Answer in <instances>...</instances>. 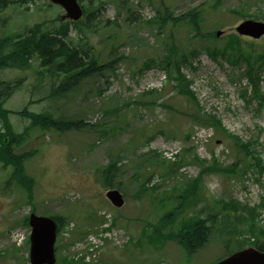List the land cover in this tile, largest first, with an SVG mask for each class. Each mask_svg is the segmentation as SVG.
I'll list each match as a JSON object with an SVG mask.
<instances>
[{
    "label": "rangeland",
    "instance_id": "374dc122",
    "mask_svg": "<svg viewBox=\"0 0 264 264\" xmlns=\"http://www.w3.org/2000/svg\"><path fill=\"white\" fill-rule=\"evenodd\" d=\"M101 1L82 3L93 7ZM103 1L105 9L97 23L85 33L72 27L71 40L87 39L101 63L119 56L125 59L118 60L115 72L83 81L71 98L57 105L65 117L89 126L65 132L31 128L24 141L14 146L17 155L34 151L23 167L33 181L31 189L12 179L14 167L0 159V264H30L28 219L33 212L65 218L55 246L56 264H214L240 249L264 245V207L260 206L264 201V70L249 75L245 62L236 65L224 57L214 58L206 49L220 47L231 34H238L236 27L243 20L264 21V0ZM161 2L174 18L182 19L169 23L159 36L157 25L144 21L156 16ZM49 3H11L0 14V37L25 33L38 23L43 29L58 25L56 16L65 11ZM124 4L136 15L129 16ZM195 9L204 10L200 21L204 33L222 34L192 40L195 31L185 15ZM171 33L176 44L186 42L187 53L197 50L187 56L196 68L183 63L180 69L196 101L178 94L176 80L169 79L163 68L144 67L148 60L157 61L167 53L162 38ZM240 36L246 47L264 54V36ZM38 63H32L31 71L0 69V80L24 79L22 88L6 102L7 108L41 112L55 107L47 99L37 101L46 90L35 89ZM171 74L177 79L176 72ZM200 108L216 114L224 131L195 121L193 115L200 114ZM10 121L16 132L31 124L17 114H10ZM228 131L260 158L259 172L254 167L245 176L203 172L218 164L229 167L257 159L239 150ZM112 162L118 166L116 188L125 196L121 208L108 200L109 189L101 178ZM173 163L178 165L176 170ZM195 181L196 193L188 194L185 190ZM183 201L187 206L177 212ZM216 213L211 220L209 216ZM252 215L254 226L248 224ZM190 219H204L212 227L208 243L194 253L171 236ZM111 223L116 230L109 237L118 236L102 238L105 244L86 258L91 253L87 241L76 242L89 235L100 237L104 225Z\"/></svg>",
    "mask_w": 264,
    "mask_h": 264
},
{
    "label": "trees",
    "instance_id": "16d2710c",
    "mask_svg": "<svg viewBox=\"0 0 264 264\" xmlns=\"http://www.w3.org/2000/svg\"><path fill=\"white\" fill-rule=\"evenodd\" d=\"M26 0H0V11L2 12L11 3L25 2ZM85 0H81L84 2ZM91 1V0H90ZM153 3V0H148ZM10 3V4H9ZM52 6L51 3H49ZM105 1H101L98 6L88 7L83 4L84 17L79 21H64L61 19V15L56 16V20L60 23L55 25L51 29H43L41 24H35L32 26L28 34L19 33L13 35H7L0 38V68L5 66L16 68L20 70L32 69L33 62L39 61L38 66L35 68L37 83H35V89L44 87L45 93L37 101L48 100L51 104H56L55 107L44 109L41 112H31L27 108L20 111L9 110L4 107L5 102L14 94L16 89L21 88L24 79H21L19 83L15 84L13 81L0 80V159L5 166H13L14 174L11 177L16 180L20 185L32 186L33 181L24 174V161L34 154V151H29L20 155L14 153V146L21 144L28 131L31 128L40 127L43 130H53L59 132L80 130L85 126H89L88 123L81 119L65 117L58 109L57 105L60 102H66L71 96L78 90L80 85L86 79L95 76H104L108 72H115L118 60L125 59L124 56L116 57L107 62L101 63L99 57L95 54V47L87 39L82 38L78 43H74L71 40L72 27L76 28L79 33H85L86 29H91V25L97 23V19L101 16L102 11L105 9ZM160 8L156 9V16L144 21L151 25H157L159 30V36H162L164 30H166L169 23L179 22L180 18H174L173 12L165 7L161 2ZM217 5V4H216ZM123 5L125 10H128L129 16L134 14L131 7ZM163 10V11H162ZM199 10V9H198ZM197 9L190 11L185 16H188L189 23L194 28V35L192 40L198 38L215 37L216 32L204 33L200 26L203 11ZM136 11V10H135ZM18 36V42L13 40ZM217 37V36H216ZM164 45L166 46L167 53L163 55L157 61L150 59L144 63V67L150 68L153 64L163 68L168 73L169 79L176 80V86L180 94H188L191 100L196 101L195 94L189 90V81L186 76L181 73V66L183 63L189 62L187 60L188 55H194L197 50L190 49L187 53L183 46L186 42L176 44L174 42V34H167L162 38ZM12 41L11 44L8 42ZM188 43V41H187ZM13 44V45H12ZM222 49L210 48L208 52L217 58L220 54L228 52V56L232 58V62L237 63L240 59L247 62L249 65L248 73L252 74L264 67V54L256 53L253 48L246 47L241 41V37L233 33L229 39L222 45ZM246 49L247 51H245ZM9 51L7 54L6 52ZM31 60V62H30ZM255 70V71H254ZM142 72V70H140ZM172 72H176L175 79ZM258 87L256 86V92ZM154 92H157L154 90ZM257 96V94H256ZM31 102H34L32 100ZM140 102V101H138ZM148 104V102L146 103ZM201 122L210 124L211 122L218 127H222L221 122L216 115H210L202 108L200 109ZM11 113L20 114L22 117L31 119V124L27 126L23 132H16L11 124L9 115ZM199 114V112L197 113ZM216 126V127H217ZM189 137V136H186ZM150 138V137H149ZM148 140V139H147ZM238 140V139H237ZM236 146L239 150H246L252 156H257L254 151L250 150L248 144H243L240 140L236 142ZM198 158V157H197ZM260 158L252 163L239 162L234 166L221 167L220 164L215 165V169L204 168V171H221L225 173L238 174L245 176L251 167H254L258 171ZM241 161V159H240ZM214 162V161H213ZM173 170L176 169V165L172 164ZM240 166V167H239ZM118 166L116 162L110 163L102 170V182L107 189H113L117 187L114 179V174L117 172ZM198 181L193 182L190 188L185 190L188 194L196 193ZM182 198L187 201L186 196L182 194ZM188 202V201H187ZM264 207V201L260 204ZM179 210V205L176 206ZM226 210V208H223ZM252 210L256 211L255 208ZM218 214L209 216L211 220H214ZM59 222V230L65 225L66 221L63 216H53ZM252 221L249 224L255 225L254 217L252 215ZM212 227L207 225L204 219H190L185 222L182 227L171 234V236L179 241L190 253H194L200 248L204 247L211 236ZM264 251V245L259 247Z\"/></svg>",
    "mask_w": 264,
    "mask_h": 264
},
{
    "label": "water",
    "instance_id": "95a60500",
    "mask_svg": "<svg viewBox=\"0 0 264 264\" xmlns=\"http://www.w3.org/2000/svg\"><path fill=\"white\" fill-rule=\"evenodd\" d=\"M61 5L66 13L62 19L79 20L83 16V8L78 0H50ZM237 31L242 35L259 38L264 35V22L245 20ZM221 33L219 32L218 35ZM108 199L117 207L124 205L123 194L117 190L107 192ZM31 233V264H55V243L57 238V222L48 216L32 213L30 216ZM217 264H264V252L255 248L241 250Z\"/></svg>",
    "mask_w": 264,
    "mask_h": 264
}]
</instances>
